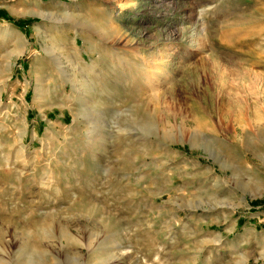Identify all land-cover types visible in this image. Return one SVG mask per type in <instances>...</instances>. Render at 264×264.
I'll use <instances>...</instances> for the list:
<instances>
[{
	"label": "rangeland",
	"instance_id": "374dc122",
	"mask_svg": "<svg viewBox=\"0 0 264 264\" xmlns=\"http://www.w3.org/2000/svg\"><path fill=\"white\" fill-rule=\"evenodd\" d=\"M0 11V264H264V0Z\"/></svg>",
	"mask_w": 264,
	"mask_h": 264
},
{
	"label": "trees",
	"instance_id": "16d2710c",
	"mask_svg": "<svg viewBox=\"0 0 264 264\" xmlns=\"http://www.w3.org/2000/svg\"><path fill=\"white\" fill-rule=\"evenodd\" d=\"M1 14H3V12H2V11H0V15H1Z\"/></svg>",
	"mask_w": 264,
	"mask_h": 264
}]
</instances>
